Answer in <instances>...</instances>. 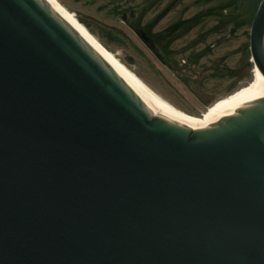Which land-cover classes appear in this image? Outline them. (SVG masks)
<instances>
[{"label": "water", "instance_id": "1", "mask_svg": "<svg viewBox=\"0 0 264 264\" xmlns=\"http://www.w3.org/2000/svg\"><path fill=\"white\" fill-rule=\"evenodd\" d=\"M250 51L264 76V0ZM0 264H264V94L192 130L44 0H0Z\"/></svg>", "mask_w": 264, "mask_h": 264}, {"label": "rangeland", "instance_id": "2", "mask_svg": "<svg viewBox=\"0 0 264 264\" xmlns=\"http://www.w3.org/2000/svg\"><path fill=\"white\" fill-rule=\"evenodd\" d=\"M59 1L149 87L187 113L202 115L254 79L250 29L260 0ZM188 18L193 24L153 46L138 31L151 38Z\"/></svg>", "mask_w": 264, "mask_h": 264}, {"label": "bare ground", "instance_id": "3", "mask_svg": "<svg viewBox=\"0 0 264 264\" xmlns=\"http://www.w3.org/2000/svg\"><path fill=\"white\" fill-rule=\"evenodd\" d=\"M96 53L120 76L131 90L149 108L152 114H161L169 120L192 130L201 129L211 122L234 113L237 106L253 97L264 94V76L254 65V79L239 92L211 105L202 115L187 113L167 101L139 76L122 63L111 50L99 41L59 0H44Z\"/></svg>", "mask_w": 264, "mask_h": 264}, {"label": "flooded vegetation", "instance_id": "4", "mask_svg": "<svg viewBox=\"0 0 264 264\" xmlns=\"http://www.w3.org/2000/svg\"><path fill=\"white\" fill-rule=\"evenodd\" d=\"M193 18H188V19H185V20H182V21H180V22H178V23H176V24H174V25H172L171 27H169V29L166 31V32H160L157 36H153V37H148L146 34H145V32L144 33H142V34H145V38H143L144 40H146L147 42H149L152 46L154 45V42H155V40L157 39V38H159V39H163V38H165L166 37V35H169V34H172V35H174V37H171L172 39H174L178 34H176L177 33V31L181 28V27H183V26H187L188 25V27L191 25V24H193ZM189 29V28H188ZM142 34H140L141 36H142ZM171 38H169V39H171Z\"/></svg>", "mask_w": 264, "mask_h": 264}, {"label": "trees", "instance_id": "5", "mask_svg": "<svg viewBox=\"0 0 264 264\" xmlns=\"http://www.w3.org/2000/svg\"><path fill=\"white\" fill-rule=\"evenodd\" d=\"M65 6V5H64ZM77 17V16H76ZM78 18V17H77ZM79 19V18H78ZM80 20V19H79ZM81 21V20H80ZM82 22V21H81ZM83 24H84V22H82ZM139 31V33L140 34H142V33H144V31H142V30H138ZM146 34V33H145ZM198 116H200V115H198Z\"/></svg>", "mask_w": 264, "mask_h": 264}]
</instances>
